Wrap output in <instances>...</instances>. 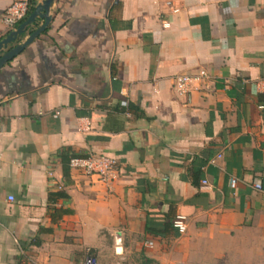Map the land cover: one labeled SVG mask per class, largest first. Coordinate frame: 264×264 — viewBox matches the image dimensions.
<instances>
[{
    "label": "crops",
    "instance_id": "1",
    "mask_svg": "<svg viewBox=\"0 0 264 264\" xmlns=\"http://www.w3.org/2000/svg\"><path fill=\"white\" fill-rule=\"evenodd\" d=\"M50 14L0 68V264H264V0H53ZM63 148L117 158L116 179L65 177Z\"/></svg>",
    "mask_w": 264,
    "mask_h": 264
},
{
    "label": "built area",
    "instance_id": "2",
    "mask_svg": "<svg viewBox=\"0 0 264 264\" xmlns=\"http://www.w3.org/2000/svg\"><path fill=\"white\" fill-rule=\"evenodd\" d=\"M29 0H12L10 5L5 9L1 21L4 24L7 32L14 29L28 14ZM207 77L204 70H198L195 73H183L174 77V86L180 92H187L188 87L194 83L199 82ZM126 100L121 101V105L125 106ZM58 111L55 112L57 115ZM220 156V155H219ZM68 166L70 169H77L86 175H96L98 179L104 183L111 182L117 177V170L119 166V160L115 157L105 155L103 153H90L86 155H72L69 157ZM235 178L230 179V186H235ZM206 183L205 180L202 181ZM253 186L257 189L261 188L260 183H254ZM62 188V186H58ZM8 200H13L12 196L8 197ZM171 225L177 230L179 234H183L186 231L187 223L186 217L183 214L177 213L171 220ZM145 245L148 247L153 246L151 240L145 241ZM81 264H97L95 258L91 254H86Z\"/></svg>",
    "mask_w": 264,
    "mask_h": 264
},
{
    "label": "water",
    "instance_id": "3",
    "mask_svg": "<svg viewBox=\"0 0 264 264\" xmlns=\"http://www.w3.org/2000/svg\"><path fill=\"white\" fill-rule=\"evenodd\" d=\"M53 0H40L14 29L0 39V68L22 52L35 38L44 32L51 21L50 7ZM37 18L42 23L35 26Z\"/></svg>",
    "mask_w": 264,
    "mask_h": 264
},
{
    "label": "trees",
    "instance_id": "4",
    "mask_svg": "<svg viewBox=\"0 0 264 264\" xmlns=\"http://www.w3.org/2000/svg\"><path fill=\"white\" fill-rule=\"evenodd\" d=\"M36 2L37 0H29L28 13L34 8ZM66 150H68V148H63L59 152V157L62 162V173L65 177L68 176V164L67 163H68L69 157L72 155H75V154L68 155ZM62 197H66V194L63 191L51 192L49 194V203L54 204L57 201V199L62 198ZM63 212H66V211L63 210Z\"/></svg>",
    "mask_w": 264,
    "mask_h": 264
}]
</instances>
